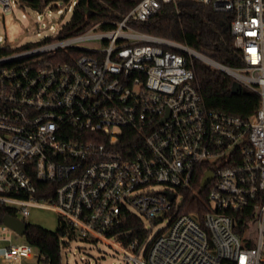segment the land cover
<instances>
[{"label":"built area","instance_id":"built-area-1","mask_svg":"<svg viewBox=\"0 0 264 264\" xmlns=\"http://www.w3.org/2000/svg\"><path fill=\"white\" fill-rule=\"evenodd\" d=\"M180 1L140 0L112 30L63 37L64 24H50L41 45L0 57V206L24 216L51 208L133 264H264V0H193L231 19L243 66L202 60L259 94L249 119L205 107L198 53L130 25ZM19 4L0 0V18ZM42 8L37 24L46 27L52 13ZM69 49L91 53L58 57ZM202 170L214 176L197 191ZM129 214L143 235L127 240ZM253 217L260 236L249 244L243 229ZM144 218L168 224L148 241ZM35 254L23 242L2 257L15 264Z\"/></svg>","mask_w":264,"mask_h":264},{"label":"trees","instance_id":"trees-1","mask_svg":"<svg viewBox=\"0 0 264 264\" xmlns=\"http://www.w3.org/2000/svg\"><path fill=\"white\" fill-rule=\"evenodd\" d=\"M24 1L36 9L58 0ZM62 1L69 3L70 0ZM76 1L70 20L64 23L62 28L63 37L83 33L95 25H98L99 30H112L116 27V23L122 20L140 0ZM230 22L229 15L215 11L210 5L193 0H181L177 8L173 4H165L147 21H134L130 22V25L142 32L182 43L226 66L241 67L243 61L240 51L234 46ZM27 48L30 47L27 46ZM16 50L18 49L0 44V57ZM70 52L91 53L79 49H69L60 51L58 57L65 61ZM192 67L195 73L194 84L208 110L225 112L241 116L244 119H249L256 112L260 102L258 93L244 86H241L238 93H234V78L200 58L193 57ZM203 173L204 170L198 177L195 186L197 191L200 189ZM53 196L51 193L47 198L52 199ZM191 202L195 203V199L192 198ZM249 212L240 215V223L246 217L252 216ZM7 214L17 215V212L0 206V222ZM125 220L120 231L132 230V234L127 240L136 235H143L140 229L142 221L139 218L129 214L126 215ZM238 230L242 232V227ZM74 234L75 229L66 221H60L56 230L27 223L24 238L37 250L39 260H43L47 264H62L61 250L63 244H67L63 242V237H73ZM249 244H252V241Z\"/></svg>","mask_w":264,"mask_h":264},{"label":"rangeland","instance_id":"rangeland-1","mask_svg":"<svg viewBox=\"0 0 264 264\" xmlns=\"http://www.w3.org/2000/svg\"><path fill=\"white\" fill-rule=\"evenodd\" d=\"M22 4L16 5L13 11L4 12L0 18V36L4 38L2 44L16 48L18 50L41 45L42 38L47 33H52L49 28L50 24H64L68 22L72 16L71 11H67L68 3L62 0L51 1L45 5L42 10L45 14L51 12L52 18L47 17V26L40 23L38 26V11L26 5L24 0H20ZM57 5V6H56ZM58 9H63V13H58ZM25 15V16H24ZM42 22V21H41ZM41 31V36L38 35ZM63 36V35H60ZM93 46H100L102 42L98 39L93 40ZM162 188V186L158 187ZM17 217L23 219L27 223L38 224L50 230H56L60 224V215L51 208L31 207L30 214L24 216L19 210ZM168 224L165 219L162 222L150 221L144 218V226L148 231V241L157 236ZM243 236L248 237L253 243H256L260 236V219L253 217L246 221L243 229ZM24 237L18 235L12 229L0 222V254H3L4 248L11 244L24 241ZM61 255L62 264H133L124 258V253L108 243L93 238L83 237L79 229L75 230L73 237H63ZM0 259V263H1ZM7 264H10L7 262ZM24 264H47L43 260L38 259V252L33 258L26 260Z\"/></svg>","mask_w":264,"mask_h":264},{"label":"water","instance_id":"water-1","mask_svg":"<svg viewBox=\"0 0 264 264\" xmlns=\"http://www.w3.org/2000/svg\"><path fill=\"white\" fill-rule=\"evenodd\" d=\"M191 49V48H190ZM193 50V49H191ZM194 52H196L195 50H193ZM197 56L201 59H207L208 57L199 53ZM209 59V58H208ZM223 71H225L224 69H221ZM240 83L239 82H235L234 86H233V92L234 93H238L240 91ZM213 173L211 171H208L205 173V175L203 176L202 180H201V184H200V190H204L206 185L209 183V181L213 178ZM175 197L174 194L170 195V198L173 199ZM2 222L4 225H6L7 227H9L10 229H12L14 232H16L18 235L20 236H24L27 230V222L24 221L23 219L17 217V215H11V214H7L2 218Z\"/></svg>","mask_w":264,"mask_h":264},{"label":"crops","instance_id":"crops-1","mask_svg":"<svg viewBox=\"0 0 264 264\" xmlns=\"http://www.w3.org/2000/svg\"><path fill=\"white\" fill-rule=\"evenodd\" d=\"M24 237V236H23ZM25 239V238H24ZM23 242H26L25 240L22 241V242H17V243H14V244H11V245H16V244H19V243H23ZM10 245V246H11ZM9 247V246H8ZM0 259L2 260L0 264H7V261H5L2 257V254H0ZM26 260H29V259H22L18 262H16L15 264H24Z\"/></svg>","mask_w":264,"mask_h":264},{"label":"bare ground","instance_id":"bare-ground-1","mask_svg":"<svg viewBox=\"0 0 264 264\" xmlns=\"http://www.w3.org/2000/svg\"><path fill=\"white\" fill-rule=\"evenodd\" d=\"M193 53L197 54L196 52H193Z\"/></svg>","mask_w":264,"mask_h":264}]
</instances>
